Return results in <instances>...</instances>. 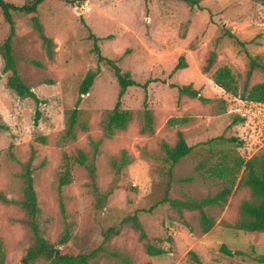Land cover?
<instances>
[{"label": "rangeland", "instance_id": "rangeland-1", "mask_svg": "<svg viewBox=\"0 0 264 264\" xmlns=\"http://www.w3.org/2000/svg\"><path fill=\"white\" fill-rule=\"evenodd\" d=\"M4 1L22 6L34 0ZM262 1L200 0L198 7H189L177 0H44L36 14L44 35L53 42L52 59L32 28L31 16L14 14L12 55L23 84L40 100L41 118L33 125V101L19 99L7 88L8 74L2 73L0 57V126L4 127L0 128V194L20 198L21 164L34 151L31 177L41 234L54 243L66 227L70 232L66 247L92 254L89 264H121L115 254L124 255L131 264H191L189 251L201 264H258L252 257L264 255V234L219 225L236 219L248 190L233 192L222 208H204L215 222L207 234L199 229L197 211H178L161 201L165 194L171 200L213 196L222 180L212 174V168L228 163L234 169L237 159L264 153V104L239 97L249 57L264 64ZM80 5L90 8L89 13L79 12ZM88 29L98 38L104 58L137 83H148L144 90L127 88L121 109L131 111L133 121L110 137L103 118L117 101L118 84L111 68L97 61ZM7 32L0 15V42ZM210 52L215 53V62L204 71ZM180 57L186 68L176 70ZM222 66L232 72L236 96L212 81L213 72ZM97 68L98 75L78 106L75 138L65 139L78 84ZM262 82L264 72L254 70L248 86ZM172 85H191L199 99L180 95ZM145 108L153 118L152 132L141 133ZM178 132L192 151L171 168L161 144L172 145ZM40 137L46 138L45 144L37 140ZM79 149L89 158L96 153L94 183L72 159ZM121 161L125 164L119 168ZM66 163L71 182L59 188ZM132 215L145 233L143 240L129 224H121ZM21 218L16 206L0 202L3 264H20L28 247L18 223ZM108 228H119V233L103 242ZM146 244L164 249L165 254L146 256ZM221 245L249 257L225 256L219 252Z\"/></svg>", "mask_w": 264, "mask_h": 264}, {"label": "trees", "instance_id": "trees-1", "mask_svg": "<svg viewBox=\"0 0 264 264\" xmlns=\"http://www.w3.org/2000/svg\"><path fill=\"white\" fill-rule=\"evenodd\" d=\"M44 0H34L31 4H24L22 6H16L12 3H8L4 0H0V15L3 21L8 25V32L5 38L0 42V57L3 61L2 73L8 74L5 84L9 90H11L19 99H30L35 104V112L33 125L37 126L41 113L38 109L40 100L35 93L27 85H24L19 73L16 69L15 60L12 55V38L15 35V23L14 14L18 15H30V23L32 28L37 32V35L41 41L42 47L49 59L53 56V42L50 38L46 37L43 32V27L38 20L36 11L38 5ZM184 2L189 7H198L200 0H177ZM264 3V0L262 1ZM89 31V29H88ZM230 35L229 33H227ZM231 36V35H230ZM88 40L92 42V51L97 57V61H104L112 70L114 78L118 84V97L114 107L104 113L103 124L105 133L107 136H112L114 131H125L128 125L133 121V113L129 110L121 109V98L125 94L128 87H141L145 89L147 82L143 85L134 81L130 74L122 73L116 63L112 60L104 58L100 54V49L97 45L98 38L90 31L88 33ZM183 57L179 58L178 64L175 69L186 68L184 65ZM215 62V53L210 52L203 68L204 71L210 70ZM254 70H260L264 72V64L258 59L249 57L248 69L245 75V82L239 97L243 100L256 102L257 104H264V82L257 83L251 87L248 86V80ZM99 69L96 71H88L80 84H78V98L75 101L73 109L69 113V117L65 123L64 138H75L74 127L78 120V106L81 103L82 96L89 93L93 81L98 75ZM213 83L224 90L226 93L236 96L237 86L233 78L231 70L227 66L217 68L212 75ZM172 87H176L172 85ZM176 91L180 95H185L190 99H199V93L193 89L191 85H182L176 87ZM144 120V126L141 127L140 132L145 133L147 131L152 132L153 118L151 113L145 108L142 112ZM173 122H180V119H172ZM0 128H4L0 126ZM42 144L46 143L45 137L37 139ZM100 142L94 144L96 146ZM161 150L164 152V161L169 164V167H173L182 158L187 156L192 151V147L187 145L184 140V136L181 132L176 134L175 142L172 145L166 143L161 144ZM124 154V153H123ZM96 153H93L89 158L83 150H77L76 155L72 157L73 161L82 167L88 174L89 180L94 183L95 167L94 158ZM66 158V157H64ZM34 160V151L29 155L26 162L21 164V171L19 177L22 181L21 196L15 200L8 198L3 194H0V202L6 205L16 206L22 213V218L18 223L24 228L26 238L28 240V247L26 248L20 264H34L37 261H42L45 264H89L92 254L85 255L82 253H74L70 248L66 247V243L69 240L70 232L64 227L62 234L58 237V240L54 243L45 239L40 231L38 224L39 207L37 204L36 193L33 186L32 174V162ZM125 164V161H121L120 167ZM67 166V163H66ZM234 169L229 167L228 163H220L211 169L213 175L222 180L220 184V190L213 196H207L203 199L185 198L184 200H171L165 194V197L161 203H169V205L178 211L188 210L198 212V226L202 234H207L214 226L215 222L211 219L204 208L210 206H217L222 208L227 198L235 191L245 189L248 190L249 196L240 202L238 208V215L233 222H226L224 220L219 222L220 227L231 229L235 231L249 232L264 234V153L260 155H254L247 160L237 159L234 163ZM70 170L68 166L63 172V175L59 177V188L70 184L69 179ZM189 181L190 178L184 179ZM59 206L61 213L63 212V205L59 198ZM121 224H129L135 232L139 234V239H145V233L138 221L136 215L128 216L122 219ZM119 228H108L103 233V242H108L112 237L118 235ZM145 255L148 257H157L165 254V250L150 244H146L144 247ZM219 252L228 257H249L243 251H233L226 245L219 247ZM191 258V264H201L197 255L189 251L187 253ZM121 260V264H131V262L121 254H115ZM4 252L2 243L0 241V264H3ZM252 260L258 264H264V255L252 257Z\"/></svg>", "mask_w": 264, "mask_h": 264}, {"label": "built area", "instance_id": "built-area-1", "mask_svg": "<svg viewBox=\"0 0 264 264\" xmlns=\"http://www.w3.org/2000/svg\"><path fill=\"white\" fill-rule=\"evenodd\" d=\"M78 11L83 13V14H88L89 11H90V8H84L82 5H80L79 8H78Z\"/></svg>", "mask_w": 264, "mask_h": 264}]
</instances>
